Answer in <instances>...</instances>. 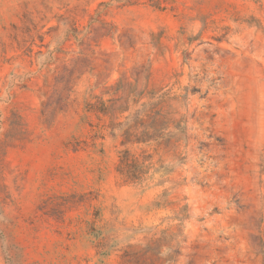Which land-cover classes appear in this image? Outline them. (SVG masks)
Listing matches in <instances>:
<instances>
[{"label":"rangeland","instance_id":"obj_1","mask_svg":"<svg viewBox=\"0 0 264 264\" xmlns=\"http://www.w3.org/2000/svg\"><path fill=\"white\" fill-rule=\"evenodd\" d=\"M0 264H264V0H0Z\"/></svg>","mask_w":264,"mask_h":264}]
</instances>
